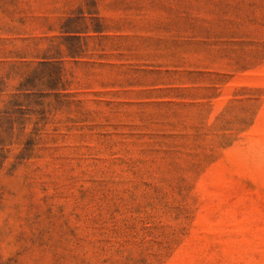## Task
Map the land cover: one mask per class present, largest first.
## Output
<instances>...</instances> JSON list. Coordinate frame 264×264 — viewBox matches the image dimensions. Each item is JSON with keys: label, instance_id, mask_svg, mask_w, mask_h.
Here are the masks:
<instances>
[{"label": "rangeland", "instance_id": "obj_1", "mask_svg": "<svg viewBox=\"0 0 264 264\" xmlns=\"http://www.w3.org/2000/svg\"><path fill=\"white\" fill-rule=\"evenodd\" d=\"M0 264H264V0H0Z\"/></svg>", "mask_w": 264, "mask_h": 264}]
</instances>
